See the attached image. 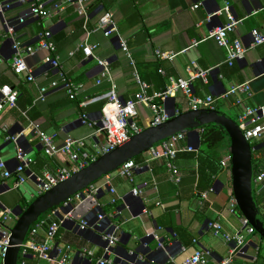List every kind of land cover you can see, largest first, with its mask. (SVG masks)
Returning a JSON list of instances; mask_svg holds the SVG:
<instances>
[{
    "label": "crops",
    "instance_id": "crops-1",
    "mask_svg": "<svg viewBox=\"0 0 264 264\" xmlns=\"http://www.w3.org/2000/svg\"><path fill=\"white\" fill-rule=\"evenodd\" d=\"M8 1L13 6L0 14V81L14 88L18 96L16 105L5 108L0 114V160L11 170H15L17 164L18 148L35 161L31 170L38 175L64 166L60 159L45 154L38 132L57 134L58 145H62L68 136L85 138L91 152L95 146H105V138L95 135L93 129L81 122V113H87L92 121L97 120L103 103L107 101L98 99L112 89L122 101L132 99L141 91L134 72L149 85L147 93L152 95L165 88L169 77L188 78L189 68L197 63L202 69L213 70L208 83L201 79L192 82L194 93L201 98L213 96L216 110L238 122L243 109L236 104V99H223L222 96L232 85L243 83L251 86L252 97H244L246 104L264 106V46H250L251 31L264 30V0H229L234 16L242 20L229 37L239 38L249 47L245 60L233 67L225 63L226 51L215 40L207 39L193 45L194 40L207 38L213 30L226 24L224 15H215L224 6V0H94L89 6L91 20L83 30L78 28L82 17L75 6L68 5L67 0H39L47 9L53 10L58 4L62 10L48 19L33 18L23 24L19 21L29 10L30 3L0 0V4ZM196 5L200 6L194 9ZM104 12L113 15L118 32L110 37L102 31L88 35L87 32L95 29L98 17ZM210 16L213 18L209 21ZM6 23L15 28L14 32ZM45 31H50L54 37L59 36L56 41L59 67L54 68L46 62L48 52L39 51L27 59L34 78L30 81L28 74L13 71L14 45L19 43L23 50L37 49ZM122 42L127 43V52L123 50ZM86 43L98 45L95 57L84 55L81 47ZM158 51L169 53L173 58L161 59L157 56ZM96 58L109 62V77L102 78L103 68ZM61 74L82 86L75 99L69 97ZM53 82L58 85L51 87ZM43 87L47 92L45 100L41 101ZM165 106L170 114L176 110L182 114L188 110V100L179 92ZM139 109V121L147 126L151 110L143 105ZM198 135L186 138V144L193 145L196 151L181 153L175 161L181 176L179 184L171 182L164 159H151L147 153L142 156L144 168L135 171L133 183L117 171L108 175L109 182L106 176L96 182L101 187L97 196L100 212L110 215L118 209L121 215L103 223V227L91 226L81 231L78 226L83 219L95 224L100 213L94 208H81L75 218L60 227L50 243L53 257L58 256V249L71 246L72 264H99L97 260L86 262L79 252L82 247H88L101 257L104 246L102 233L113 223L120 225V241L110 255V264H138L135 260L126 259V252L135 251L139 240L147 236L152 237L144 245L151 249L149 257L138 258L144 264H179L197 250L211 253L209 264H221L231 248L223 235L243 230L239 209L230 205L233 195L231 166L223 163L230 158V139L219 148L208 150L202 144V133ZM16 136L20 139L18 144L11 140ZM252 147L255 164L264 168V142L256 140ZM208 157L221 167L219 172H214L213 167L208 168ZM27 182L35 186L33 181ZM109 187L115 189V194L110 193ZM135 187L139 190L138 195L132 192ZM19 189L14 188V179L0 180V199L7 207L15 209L22 203ZM203 193H207L206 199ZM255 194L264 215V185L256 187ZM114 197L117 200L115 205L111 203ZM56 220L60 219L56 217ZM213 222L221 223L220 236L214 235L210 228L209 224ZM45 234L46 230L41 231L39 239H44ZM130 234L132 237L122 243L121 238ZM249 238L258 245V250L251 245L248 257L237 260L236 264H264V241L260 236ZM254 257H257L256 261H253ZM20 264L50 263L31 253L24 255L22 250Z\"/></svg>",
    "mask_w": 264,
    "mask_h": 264
},
{
    "label": "built area",
    "instance_id": "built-area-1",
    "mask_svg": "<svg viewBox=\"0 0 264 264\" xmlns=\"http://www.w3.org/2000/svg\"><path fill=\"white\" fill-rule=\"evenodd\" d=\"M22 3H30V8L20 18L19 23L23 24L29 19H48L55 15L58 10H62V7L58 4L54 5V9H47L39 0H20ZM94 0H67L68 5L75 6L77 8L78 15L85 21L84 27L87 26L91 20L89 14V6ZM200 5H196L194 9L199 8ZM5 7L0 4V14L3 13ZM218 16L224 15L227 18L226 24L213 30L207 38L199 41L194 40V46H197L200 42L207 39H213L216 43L226 51L225 63L229 67L235 66L236 63L245 60L249 47H247L243 41L239 38L231 39L229 35L235 32L238 24L242 20L236 19L233 14L231 3L229 0H224V6L215 14ZM213 15V16H215ZM209 17V21L213 18ZM7 27L11 32H14L15 28ZM93 31H102L106 37H110L118 32V26L110 12L102 13L98 19L95 29L90 30L88 35ZM251 47L264 46V30L253 29L251 31ZM42 40L37 49L29 48L23 50L19 43H15V56L13 59V71L16 74H28V80L32 81L33 75L28 65V57H33L39 51H46L49 56L46 58V62L50 63L54 68L59 67L58 58L56 56V44L52 41V33L45 31L41 34ZM98 47L94 43H86L82 45L81 50L86 57H95V49ZM122 48L125 52L128 51L127 43L122 42ZM157 56L161 59L173 58L169 53L157 52ZM99 65L103 68L102 78H107L111 74L110 65L108 61L96 58ZM213 69H202L197 63H193L189 68L188 78H174L169 77V82L160 92L152 95L147 93L149 85L141 80L139 74L134 72V79L136 83L141 87V91L136 93L132 99L122 101L116 90L112 89L108 94L99 97L98 100L106 99L101 115L97 120L92 121L89 115L85 112L81 113V122L94 130L95 135L103 136L106 141V145L103 147L95 146L94 151L91 152L87 149L86 139H77L68 136L64 139L62 145L57 144V134H46L44 132H38L37 137L43 146L45 154L49 157H55L60 159L64 166L59 167L55 171H44L42 175L36 174L31 170V166L35 161L28 157L25 152L18 148L16 157L15 170H11L7 163L0 160V180L14 179V188L19 187L27 181H33L35 184L37 194L42 195L50 191L53 187L67 181L75 173L89 166L92 162L96 161L101 155L106 154L118 147L123 146L131 140V138L137 134L142 133L145 129L158 126L171 117V114L166 109L165 103L172 97L177 96L181 92L188 100V110L198 111L200 109L216 110L215 99L209 95L201 98L195 95L192 82L196 79H201L203 82L208 83V77ZM161 73H164L161 70ZM61 81L64 83L68 90V95L71 99H75L79 94V89L82 86H78L69 80L65 75L61 74ZM98 84L101 81H97ZM57 82H53L51 87H56ZM39 100H45V94L47 88L41 89ZM0 114L5 108H13L16 105L17 91L9 85L3 84L0 81ZM223 99H236V104L239 105L243 112L238 119V124L244 131L247 139L253 144V141L260 140L264 142V106L251 107L246 104L244 97L251 98V86L250 83H243L232 85L229 90L223 94ZM146 106L151 110V119L147 126H143L140 119V106ZM181 111L176 110L174 115H180ZM199 134L204 132V128L197 130ZM186 134H178L168 141H165L150 151L147 152L148 157L151 159H164L169 172V178L171 182L179 184L181 182V176L179 170L175 164V161L181 153H193L196 151L193 145L186 144ZM11 140L19 143V137H13ZM67 162H70L67 165ZM224 165L231 166V158L226 159ZM143 164H138L134 160L129 161L122 165L117 171L120 176L127 178L130 182H134V173L138 169H143ZM107 182H109V176H106ZM256 187L264 185V168L260 171H256L255 178ZM101 187L98 183L90 185L83 190L80 194L76 195L73 199L69 200L65 204V207L72 209L68 212L62 208L54 209L48 212L42 221L36 223L30 229L28 237L22 246L24 255L29 253L34 257L45 260L50 264H72L70 261L71 246H66L64 249H58L59 254L57 257H53L52 248L50 243L56 238L59 229L67 221L75 218L76 213L81 208H94L100 212L101 205L97 201ZM111 194H115V189L109 187ZM213 191V189H211ZM133 194L138 195V188H133ZM203 198H207V193L202 194ZM116 198H112L111 203L115 205ZM230 205L233 209L237 208L234 195L231 197ZM120 210H115L110 215L100 212L98 214V222L92 224L86 218L80 222L79 230L85 231L91 226L103 227V223H109L114 216L121 215ZM56 217L60 220L57 221ZM17 216L14 209L7 207L0 199V261L4 262V258L7 254L10 246V239L12 236V228L14 227ZM242 219L243 230L237 231L234 234H224L225 240L230 243L228 255L222 260L221 264H236L239 259H245L248 257V248L253 245L258 250L256 245L249 237L259 236L254 228H252L244 217ZM213 230L214 235L220 236L222 234V225L219 222H213L209 224ZM46 230V236L44 239H39V233ZM120 225H109L102 233V240L104 242L103 254L101 257H97L94 250L88 247H82L80 250V256L86 260V262L92 263L97 260L99 264H110L106 259L110 256L117 244L120 241L119 232ZM163 245L161 244V247ZM211 253L205 250H197L193 255L185 258L179 264H209V258ZM252 258V257H251ZM257 257L253 258L256 261Z\"/></svg>",
    "mask_w": 264,
    "mask_h": 264
},
{
    "label": "water",
    "instance_id": "water-1",
    "mask_svg": "<svg viewBox=\"0 0 264 264\" xmlns=\"http://www.w3.org/2000/svg\"><path fill=\"white\" fill-rule=\"evenodd\" d=\"M16 2L18 1L16 0ZM3 6H9L4 8V13V11L11 9L13 5L11 1H8L3 3ZM208 125L222 126L228 133L230 139L229 156L231 158L232 192L239 213L254 228L260 238L264 239V215L257 203L255 194L256 166L252 144L238 122L229 115L219 110L200 109L177 116L171 114L170 119L165 123L149 127L142 133L133 136L129 142L101 155L96 161L75 173L67 181L60 183L42 195L37 194V197H32V201H28L24 194L18 192L26 207L19 203L14 209L18 218L12 228L10 246L3 264H20L22 246L28 237L30 229L34 224L42 221L48 212L57 208H62L66 212L70 211L72 207H65L69 200L105 176L118 171L125 163L145 155L155 146L170 140L178 134H186L187 136L198 135L197 130ZM129 236L130 238L132 237L131 234L122 237L121 242L123 243V240L128 239ZM151 239L152 237L150 236L141 238L135 251L132 253L126 252V259L135 260L138 264H144L138 258L140 256L149 257L148 253L151 252V249L144 247V245L148 244ZM106 259L110 260V256H107ZM114 262L116 263V261Z\"/></svg>",
    "mask_w": 264,
    "mask_h": 264
},
{
    "label": "trees",
    "instance_id": "trees-1",
    "mask_svg": "<svg viewBox=\"0 0 264 264\" xmlns=\"http://www.w3.org/2000/svg\"><path fill=\"white\" fill-rule=\"evenodd\" d=\"M89 13H91V9H90V12ZM84 24H85V21L82 18L80 20L79 24H78V28H80L81 30H83L84 29ZM58 38H59V36H55V37L52 36L51 37L52 41L55 44H56V41H57ZM105 104H106V102L103 103L102 108H103V106ZM201 138H202V144H203V146H205L208 150H212V149H215V148L216 149L219 148L220 146H222V144L226 140L229 139L228 133L226 132V130L222 126H219V125H208V126H205L204 127V132L202 133ZM134 161L136 163H138V164H142L143 158H142V156H139L136 159H134ZM207 161L209 162V167L208 168L213 167L212 170L214 172L217 173V172H219L221 170V167L217 166V164L214 162V160L212 158L208 157L207 158ZM255 166H256V171L257 172L263 169L258 164H255ZM209 184H211V183H209ZM258 201H257V203H258V205L260 207L261 206V203H260V201L259 202ZM262 240L264 241V239H262Z\"/></svg>",
    "mask_w": 264,
    "mask_h": 264
},
{
    "label": "rangeland",
    "instance_id": "rangeland-1",
    "mask_svg": "<svg viewBox=\"0 0 264 264\" xmlns=\"http://www.w3.org/2000/svg\"><path fill=\"white\" fill-rule=\"evenodd\" d=\"M234 117V116H233ZM255 141H253L254 144ZM19 192L24 194L28 201H32V197H37V190L35 186L31 182H27L26 184L20 186ZM22 206L26 207V204L22 201Z\"/></svg>",
    "mask_w": 264,
    "mask_h": 264
}]
</instances>
